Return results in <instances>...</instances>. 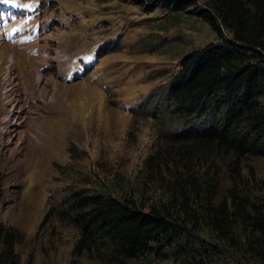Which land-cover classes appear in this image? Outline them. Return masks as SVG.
<instances>
[{"label":"rangeland","instance_id":"374dc122","mask_svg":"<svg viewBox=\"0 0 264 264\" xmlns=\"http://www.w3.org/2000/svg\"><path fill=\"white\" fill-rule=\"evenodd\" d=\"M204 2L175 16L162 0H0V225L26 236L14 264H106L75 252L76 229L42 223L71 191L136 181L175 127L146 104L160 101L188 54L220 42L197 17ZM216 162L220 203L230 159ZM237 191L264 202V158L237 162Z\"/></svg>","mask_w":264,"mask_h":264},{"label":"trees","instance_id":"16d2710c","mask_svg":"<svg viewBox=\"0 0 264 264\" xmlns=\"http://www.w3.org/2000/svg\"><path fill=\"white\" fill-rule=\"evenodd\" d=\"M162 1L178 16L198 0ZM204 3L197 17L220 42L188 54L160 101L146 104L148 116L169 112L175 127L136 181L71 191L47 213L43 225L54 218L77 230V254L106 264H216L224 255L264 264V202L237 191V162L264 158V0ZM219 156L230 159L232 187L217 203ZM3 187L0 178V203ZM25 239L0 225V264H14Z\"/></svg>","mask_w":264,"mask_h":264},{"label":"bare ground","instance_id":"6f19581e","mask_svg":"<svg viewBox=\"0 0 264 264\" xmlns=\"http://www.w3.org/2000/svg\"><path fill=\"white\" fill-rule=\"evenodd\" d=\"M5 88H6V86L3 85V89H5Z\"/></svg>","mask_w":264,"mask_h":264}]
</instances>
